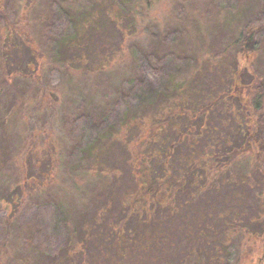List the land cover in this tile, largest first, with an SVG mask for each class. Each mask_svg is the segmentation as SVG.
<instances>
[{
	"label": "rangeland",
	"instance_id": "1",
	"mask_svg": "<svg viewBox=\"0 0 264 264\" xmlns=\"http://www.w3.org/2000/svg\"><path fill=\"white\" fill-rule=\"evenodd\" d=\"M60 9L69 24L57 33ZM146 58L165 71L159 93L139 86ZM262 78L264 0H0V264L51 262L70 243L61 217L71 229L85 225L98 234L107 227L109 210L93 218L112 197L102 190L104 180L122 186L134 180L132 200L153 195L144 176L146 131L168 114L163 93H175L186 108L222 97L235 105L228 95L236 84ZM125 97L132 125L97 134L85 123L122 115ZM161 136L165 146L177 139L172 131ZM225 141L205 138L217 147ZM189 193L178 200L179 211L167 200L160 215L189 212ZM136 216L148 226L166 224L144 208ZM147 241L158 249V234ZM244 244L243 264H264L263 244Z\"/></svg>",
	"mask_w": 264,
	"mask_h": 264
},
{
	"label": "trees",
	"instance_id": "2",
	"mask_svg": "<svg viewBox=\"0 0 264 264\" xmlns=\"http://www.w3.org/2000/svg\"><path fill=\"white\" fill-rule=\"evenodd\" d=\"M58 15L54 29L61 33L67 28L66 21L69 24V15L63 9ZM61 37V41L68 40L67 36ZM140 72L139 86L150 90L149 94L159 93L165 84L162 81L165 71L146 58L140 62ZM162 96L169 105L162 111L168 114L149 125L146 133L151 135L147 137L150 144L144 152L148 159L144 176L151 178L148 182L154 189L153 195L149 193L141 201L132 200L129 191L134 187V180H127L129 183L123 186L120 181L115 180L111 185L104 180L102 190L106 197H112L106 198L109 203L104 210L101 209L106 203L97 206L93 218L100 219L102 213L109 210L108 226L98 234L85 225L79 228L74 225L71 229L68 218L60 216V222H65L68 229L69 242L76 243L78 239L79 242L77 246L68 243L58 250L50 256L48 264H103V258L109 259L106 264H153L152 260L155 264H243L241 251L245 240L261 242L264 256V78L248 85L236 84L234 92L228 95L235 100V105L222 97L210 100L205 107L191 103L192 106L186 108L188 104L183 99L177 102L175 93ZM128 98H124L126 108L122 115H114L111 120L104 117L95 126L87 117L85 123L95 128L97 134L103 133L102 127L132 125L126 115L131 107ZM172 113L175 122L171 121ZM169 131L176 134L177 139L165 146L161 141L163 136H159ZM86 132L84 136L91 134ZM219 135L226 138L221 146L206 145L205 138ZM122 188L125 193L121 192ZM188 190L189 212L179 213L177 218H169L167 213L160 215L163 211L158 207L164 206L167 200L176 204L179 211L178 200H182ZM124 199L128 203H121ZM115 200L116 207L110 206ZM140 208L166 224L148 226L146 217L136 216ZM153 234L160 237L158 249L148 246L147 239ZM166 238L167 241H161ZM206 238L210 239L208 244L201 242ZM245 257L252 258L251 255Z\"/></svg>",
	"mask_w": 264,
	"mask_h": 264
}]
</instances>
